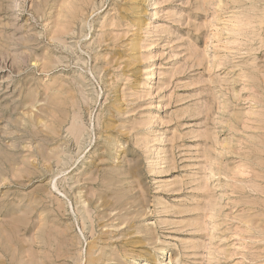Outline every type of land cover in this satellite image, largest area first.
I'll list each match as a JSON object with an SVG mask.
<instances>
[{"label":"rangeland","instance_id":"374dc122","mask_svg":"<svg viewBox=\"0 0 264 264\" xmlns=\"http://www.w3.org/2000/svg\"><path fill=\"white\" fill-rule=\"evenodd\" d=\"M0 264H264V0H0Z\"/></svg>","mask_w":264,"mask_h":264}]
</instances>
